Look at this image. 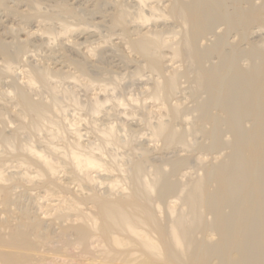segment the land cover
<instances>
[{
    "label": "bare ground",
    "instance_id": "bare-ground-1",
    "mask_svg": "<svg viewBox=\"0 0 264 264\" xmlns=\"http://www.w3.org/2000/svg\"><path fill=\"white\" fill-rule=\"evenodd\" d=\"M50 1L49 11L38 0H17L15 7L0 0V9L26 23L36 18L53 22L63 14L79 18L81 6ZM86 1L91 8L83 9L94 14L97 25L108 22V28L121 32L127 53L131 51L128 57L123 50L126 65L134 66L131 53L142 58V68L154 76L150 95L162 109L154 122L144 119L145 104L135 110L134 104L111 122L104 110L111 97L94 95L90 104L85 102L88 117L68 119L55 86L50 88L54 79L78 78L63 72V63L26 67L30 61H25L26 79L14 82L19 54L31 40L45 41L41 32L51 43L54 28L48 24L40 33L37 27L25 33L8 26L3 35L9 37L0 35V74L14 84L3 93L19 107L22 121L31 118L14 130L28 126L33 132L20 140L18 130L0 129V264H264V0ZM80 18L77 24H61L59 34L76 33L77 41L64 42L59 53L75 52L82 43L78 40L96 36ZM171 22L179 30H170ZM95 50L82 54L79 48L78 60L63 52L60 56L84 78L91 70L97 73ZM177 60L188 66L181 69ZM186 67L194 70L191 106L171 102L182 91L180 78L190 77L192 68ZM133 71L139 76L137 67ZM92 81L82 84L89 89ZM38 87L52 91L46 93L52 99L41 98L46 96L42 92L37 98ZM69 97L75 109L84 107L76 96ZM116 100L123 105V98ZM143 125L149 139L161 146L134 139ZM88 130L97 134L91 132L95 141L82 140ZM123 149L127 151L121 154ZM170 149L179 150L167 156ZM156 151H166V156L158 157ZM191 162L195 171L187 170Z\"/></svg>",
    "mask_w": 264,
    "mask_h": 264
},
{
    "label": "rangeland",
    "instance_id": "rangeland-1",
    "mask_svg": "<svg viewBox=\"0 0 264 264\" xmlns=\"http://www.w3.org/2000/svg\"><path fill=\"white\" fill-rule=\"evenodd\" d=\"M3 2H4V4H6L5 6H7V5H9V6H7V7H11L12 5H13V3H14V5H13V7H15V5H17L18 3H17V0H2ZM40 3H42V5H41V8L43 9V11H49L48 9H51V5L53 4L52 3V1H50L49 2V0L47 1V0H38ZM68 1V3H70V4H72V6L74 5V3H75V7L77 8V7H79V6H81L82 7V9L80 8L79 9V11H78V15H79V12H80V15H79V18L81 17V15H82V18H80V19H83L81 22L84 24V26L86 25V28L88 27V25H89V30H95L96 31V33L97 34H100V35H97L96 34V36H93V37H88L89 38V40H88V38H83V39H80V40H78V41H80V42H82V43H80V45H79V47L77 48V51H79V48H80V53H82V54H85V53H88V52H90V50L93 52V50H95L96 48V52L99 54V52H100V54L98 55L97 53H95L94 55H93V57L95 56V55H97V56H95L94 58L92 57V59H93V61H94V63H95V65L98 67V69L96 70L97 71V73L95 72V71H88L89 72V74L87 73L86 75H84V78H82L81 76H79L78 74V71L75 69V67L73 66V65H71L70 64V62H67V61H65L66 62V64H65V62H63L64 60H62V57L60 56V54L63 52H60L59 53V51H61V46H62V44L65 42V43H68L69 42V40H71L70 42H75V41H77V38H75L74 36H76L77 34L76 33H72L73 35L71 36V34H67V35H62L61 36V34H59L60 32H61V24L62 23H69V22H71V23H73V24H77L80 20H79V18H78V16H77V18H76V16H69V17H66L67 15H60V17L59 16H57V17H59V19L58 20H55V21H47V22H41L40 21V18L38 19V18H36V20L34 19L33 21L31 20L30 22H25V20H22L21 18H19V19H17L19 16H16V15H12V17H11V15L9 14H6V13H8V12H6V10L4 11V12H1V11H3L4 10V8H2V9H0V18H1V20H0V30L3 28L4 29V31H3V29H2V31H0V35H1V33H2V35H3V33L4 34H6V35H8L7 33H5V31H6V29L8 28V26L10 27V25H16V27L18 28H20L21 27V30H22V32H29L31 29H33V30H36V27H37V30L39 31V30H43L44 28H46L47 26H49L50 25V27H52V31L53 32H56L55 33V37H52L51 38V43H52V46H51V43L50 42H47L46 41V39L48 40V36H47V34H44V33H40V31H39V33L40 34H43L42 35V37H44L45 38V41H37V40H31V42H30V44H28V47L26 48V50L25 51H23L21 54L22 55H20L19 54V60L18 59H16L15 60V69L14 70H16V71H14L15 72V74H13L14 76H15V80H14V82H15V84H17V82H18V84L19 83H23L24 82V80L26 79L25 78V76H26V74H23V73H25V71L24 70H26V67H28L30 64L32 65H35V64H42L43 66H49L50 68H55V67H58V65H60V64H62L63 63V65H65V66H63L64 68H66L67 70L65 71V69L63 70V72H67L68 73V71H69V75H75L76 77H78V78H76V79H78V80H80V81H76V79L75 80H72L73 78H71V77H69L68 79L66 78V79H64V80H62L61 79V81L59 80L60 78H58V79H54L53 81H52V84L51 85H53V87H50V88H54V86H55V91L58 93V95H57V93H56V95H57V97L58 98H60L62 101V103L61 104H63V106H65L64 108H65V114L67 113L68 114V116H67V114L65 115L68 119H73L75 116L77 117L78 115H83V116H87L88 117V115H89V110L87 111V108H86V106H85V102H86V100H88L86 103H88V104H90V102L89 101H91L92 100V97H95L96 95H98V96H100L101 98L102 97H105V96H109V97H111V100H110V102H107L108 103V105H104L105 106V108H104V110L107 112V113H109L110 115H111V120L109 119L108 121H111V122H113V121H115V122H117V119L116 118H118V117H121V116H123V113L125 112L124 110H126V111H128V110H130L131 108H132V106H134V104H135V106L133 107L134 108V110H135V107L136 106H138L139 107V105L140 104H142V105H144L145 104V108L147 107V109H145L146 111H144V110H142L143 112H145V114H144V119H148V120H153L154 122H155V120H157V117H158V113H159V111H160V109H162V107H161V103H160V101H155L153 98H152V96L150 95V93H151V89H150V87L152 86V82H153V80H151V79H153L154 78V76H151L152 75V73L149 71V69H147V68H142V67H144L143 66V64H144V62H143V60H142V58H140L137 54H135L134 53V55L131 53V58H134V56H136L135 58H134V60H136L135 61V63H136V65H135V63H134V66L131 64V65H126V63L124 62V59L125 58H123V54L125 55V56H128V54H130V50L128 51L129 53H127V47L123 44V42H124V40H122L123 38V36L121 35V32L119 33V30L118 29H115V28H108V27H110L108 24V22H106V24L108 25H106L105 23H104V25L103 24H99V25H97L94 21H96L95 20V16H94V14H92L91 15V13L88 11V9H90L91 7H89V6H91V2L89 3V5L87 6V2L88 1H84V0H74V2H73V0H67ZM76 1H78L77 3H76ZM82 1V2H81ZM16 3V4H15ZM49 3V4H48ZM18 6V5H17ZM44 6H46V7H44ZM73 6V7H74ZM84 6V7H83ZM19 7L21 8V9H23L24 7V9H26V6L24 5V3H21V6H20V3H19ZM23 7V8H22ZM89 7V8H88ZM19 8V9H20ZM83 8H88L87 10H85V9H83ZM47 9V10H46ZM83 10H85L84 12H83ZM6 12V13H5ZM85 13V14H84ZM4 15H6V16H9L8 18L6 17V16H4ZM85 17H84V16ZM91 15V16H90ZM13 16H14V18H13ZM94 16V17H93ZM17 17V18H16ZM73 17H75V18H73ZM16 18V19H15ZM71 18V19H70ZM86 18V19H85ZM9 19H12V20H9ZM75 19V20H74ZM91 19V20H90ZM14 20V21H13ZM22 20V21H21ZM38 20V21H37ZM78 20V21H77ZM94 20V21H93ZM3 23H2V22ZM10 21V22H9ZM19 21V22H18ZM25 23H24V22ZM35 21V22H34ZM40 24H38L37 22ZM58 21V22H57ZM64 21V22H63ZM85 21V22H84ZM14 22V23H13ZM16 22V23H15ZM23 22V23H22ZM57 22V23H56ZM76 22V23H75ZM29 23V24H28ZM35 23V25L36 24H38V25H33ZM52 23V24H51ZM58 23H60V24H58ZM70 23V24H71ZM91 23V24H90ZM18 24H19V26H18ZM49 24V25H48ZM97 26H96V25ZM22 25V26H21ZM33 25V26H32ZM52 25V26H51ZM55 27H54V26ZM58 25V26H57ZM4 26V27H3ZM45 26V27H44ZM60 26V27H59ZM107 26V27H106ZM171 26V27H170ZM170 30H179V24H177L176 22H171L170 23ZM14 27V26H13ZM15 27V28H16ZM30 27V28H29ZM42 27V28H41ZM57 27V28H56ZM59 27V28H58ZM28 28V29H27ZM87 28V29H88ZM105 28V29H104ZM171 28H173V29H171ZM177 28V29H176ZM25 29V30H24ZM110 29V30H109ZM111 29H113V30H115V31H112ZM24 30V31H23ZM60 30V31H59ZM112 31V32H111ZM59 34V35H58ZM74 34H76V35H74ZM120 34V35H119ZM56 35L58 36L57 38H56ZM5 35H3V36H1V37H4ZM19 36H22V33L20 32V34H19ZM47 36V37H46ZM65 38H64V37ZM98 36V37H97ZM108 36V37H107ZM166 36H170V35H168V34H166ZM9 36H6V37H4V38H8ZM61 39H60V38ZM96 37V38H95ZM106 37V38H105ZM3 38V39H4ZM59 38V39H58ZM75 38V39H74ZM104 38V39H103ZM111 38V39H110ZM122 38V39H121ZM65 39V40H64ZM72 39H73V41H72ZM95 39H97L96 41H95ZM54 40V41H53ZM84 40H86V41H84ZM94 40V41H93ZM68 41V42H67ZM84 41V42H83ZM117 41V42H116ZM120 43H119V42ZM38 44L39 42H40V44H36V43ZM44 42H46L47 43V46H45L46 45V43L44 44ZM55 44H54V43ZM58 42L60 43L59 45H58ZM69 42V43H70ZM91 42H93L92 44H90ZM105 42V43H104ZM107 42H110V43H107ZM113 44H112V43ZM104 43V44H103ZM120 45V47L118 46V44ZM114 44L116 45L117 44V46L118 47H115L114 46ZM42 45V46H41ZM44 45V46H43ZM49 45V46H48ZM58 45V46H57ZM89 45V46H88ZM101 45V46H100ZM109 45V46H108ZM55 46V47H54ZM58 48H57V47ZM96 46H98V47H96ZM46 47H49V48H46ZM54 47V48H53ZM100 47V48H99ZM116 49H115V48ZM125 47V48H124ZM32 48V49H31ZM43 48V49H42ZM89 48H90V50H89ZM127 48V49H126ZM54 49V50H53ZM99 49H102V52H101V50H99ZM112 49V50H111ZM29 50V51H28ZM83 50H85V51H83ZM117 50V51H116ZM123 50H124V53H123ZM41 51V52H40ZM77 51H68L67 50V52H65V53H67L66 55V57H68V58H70V60H78V59H80L81 58V55L82 54H80L79 52H77ZM99 51V52H98ZM107 51V52H106ZM120 51V52H119ZM84 52V53H83ZM117 52V53H116ZM31 53H32V55H31ZM51 53V54H50ZM64 53V52H63ZM64 53V54H65ZM123 53V54H122ZM26 54V55H25ZM36 54H37V56H36ZM43 54H45V55H43ZM73 54H74V56H73ZM77 54H80V55H77ZM27 55H29L30 56V59H29V57L27 56ZM48 55V56H47ZM55 55V56H54ZM26 56V57H25ZM33 56H35L34 58H32ZM99 56H101V59H100V57ZM124 56V57H125ZM137 56H138V58H137ZM44 57V58H43ZM52 57V58H51ZM61 57V58H60ZM74 57V58H73ZM104 57H107V58H104ZM109 57V58H108ZM121 57V58H120ZM129 57V56H128ZM25 58V59H24ZM37 58V59H36ZM110 58H112V59H110ZM1 59V58H0ZM27 59V60H26ZM29 59V60H28ZM34 59V60H33ZM38 59H39V61H38ZM51 61H50V60ZM98 61H97V60ZM18 60V61H17ZM32 60V61H31ZM37 60V61H36ZM46 60V61H45ZM102 60V61H101ZM25 61H27V62H29V63H27L26 64V67H24L25 66ZM41 61H42V63H41ZM45 63H44V62ZM177 61H179V60H177ZM176 61V65H180L181 64V66L183 67H181V69H185L184 67H185V65H187L188 66V64H186V61L185 60H180L179 62H177ZM185 61V62H184ZM25 62V63H24ZM33 62V63H32ZM35 62V63H34ZM50 62V63H49ZM59 62H61V63H59ZM169 62V61H168ZM167 62V64H171L170 62H174V61H170L169 63ZM184 62V63H183ZM23 63V64H22ZM59 63V64H58ZM100 63V64H99ZM103 63V64H102ZM125 63V64H124ZM141 63V64H140ZM46 64V65H45ZM123 64H124V66H123ZM0 65H2V61H0ZM24 65V66H23ZM120 65V66H119ZM126 65V66H125ZM138 65V66H137ZM140 65V66H139ZM24 68H23V67ZM123 66V67H122ZM127 66H129L128 68H127ZM132 66V67H131ZM74 67V68H73ZM115 67V68H114ZM138 68V73H139V76L137 75V76H134V75H132V73H134V71L133 70H135V68ZM0 68H1V66H0ZM24 69V70H22V69ZM101 68H103V70L101 69ZM113 68V69H112ZM127 68V69H126ZM130 68V69H129ZM187 68V67H186ZM190 68H192V69H190ZM188 67L187 69H190V77L188 78V76H186V77H183V78H180V80H181V85H183V88L181 87V89L180 90H182V91H179L174 97H173V99H172V101L171 102H174V101H178V100H180L179 102L181 103V104H184V105H187V106H191V105H193V96L191 95V91H192V85H194L193 84V81H192V75H193V67ZM101 69V70H100ZM131 70V71H130ZM22 71H23V73H22ZM75 72V74H74V72ZM77 71V72H76ZM192 71V72H191ZM96 74H95V73ZM104 72V73H103ZM107 72V73H106ZM130 72H132V73H130ZM78 73V74H77ZM94 74L95 76H97V77H95L94 75V77L95 78H93V76H92V74ZM148 73V74H147ZM191 73H192V75H191ZM91 74V75H90ZM100 74V76H98ZM141 74V75H140ZM5 75V74H4ZM3 74L1 75L0 74V127H2V125H3V127L2 128H0V129H4L5 131H7V132H11L12 131V133L14 132L15 133V131H17V130H14L15 128H19L20 127V125L22 124V123H27L26 122V120L28 121V123H29V120L31 119L30 117H26V119L24 118V122L22 121V119H20V117H18L19 115H20V109H18L19 107L17 106L16 107V105L14 104L15 102H14V100H8V97H6V93L5 92H7L6 90H9L12 86H13V84L14 83H12V85L9 83V82H11V79L7 76V75H5L4 76ZM18 75V76H17ZM23 75V76H22ZM78 75V76H77ZM115 75V76H114ZM117 75V76H116ZM130 77H129V76ZM143 75V76H142ZM9 78H7V77ZM88 76H91V77H88ZM110 76V77H109ZM147 76V77H146ZM5 77V78H4ZM25 79H24V78ZM86 77V78H85ZM104 77V78H103ZM109 79H108V78ZM113 77V78H112ZM150 78V80H149V78ZM20 78V79H19ZM89 78H91L92 80H95V81H92V85H90L88 88L89 89H86V87H84V84H82V83H88V81L89 80H91V79H89ZM98 78V79H97ZM135 78V79H134ZM185 78V79H184ZM3 79V80H2ZM18 79V80H17ZM82 79H83V81H85L84 79H88L87 81H85V82H83L82 81ZM97 79V80H96ZM116 79H118V80H116ZM191 79V80H190ZM60 82H59V81ZM67 80V81H66ZM5 81V82H4ZM20 81V82H19ZM55 81H56V83H55ZM110 81H112V82H110ZM152 81V82H151ZM142 82V83H141ZM145 82V83H144ZM148 82H150V83H148ZM5 83H7V84H5ZM8 83H9V85H8ZM57 84V85H55V84ZM75 83V84H74ZM77 83V84H76ZM103 83V84H102ZM118 83V84H117ZM106 84V85H105ZM188 84V85H187ZM8 85V86H7ZM11 85V86H10ZM78 85V86H77ZM143 85H145V86H143ZM149 87H148V86ZM180 85V86H181ZM7 86V87H6ZM64 86V87H63ZM101 86V87H100ZM103 86H106L107 87V91L108 92H106V91H102V87ZM116 86H118V87H116ZM140 86V87H139ZM187 86V87H186ZM191 86V87H190ZM62 87V88H61ZM82 87V88H81ZM99 87L101 88V89H99ZM109 87V88H108ZM112 87V88H111ZM146 87V88H145ZM147 87H148V90H147ZM190 87V88H189ZM8 88V89H7ZM39 88V87H38ZM113 88H115L114 90H113ZM126 88V89H125ZM143 88H144V90H143ZM152 88V87H151ZM186 90H185V89ZM58 89V90H57ZM63 89V90H62ZM67 89V90H66ZM81 89V90H80ZM86 89V90H85ZM95 89V90H94ZM110 89V90H109ZM112 89V90H111ZM117 89V90H116ZM132 89V90H131ZM185 91H184V90ZM190 89V90H189ZM38 90H40L39 92H38V96H37V98L39 97L40 98V96L42 95V93L45 95L46 93H49V94H52V91H49V89H48V91H46V90H44V88H43V90H42V88H39ZM54 90V89H53ZM69 90H70V92H71V95H70V92H69ZM150 90V91H149ZM3 91H5L4 93H3ZM59 91V92H58ZM63 92V94H64V91H68V95L65 93L64 95L62 94V92ZM101 91V92H100ZM122 91V92H121ZM148 93H147V92ZM42 92V93H41ZM4 94V96H3V94ZM184 93V94H183ZM189 93H190V95H189ZM49 94H46V96H41V98H44V99H46L47 97H50L51 96V98L50 99H52V95H49ZM133 94V95H132ZM88 95H90V96H88ZM95 95V96H94ZM186 95V96H185ZM60 96V97H59ZM64 96V97H63ZM69 96H73V97H75L76 96V100H78V102H81L80 104L82 105V104H84V107H82V108H77L76 107V109H75V106L71 103V100H70V97ZM148 96L151 98V100L148 98ZM6 98V99H4V98ZM113 97H115V98H113ZM182 97V98H181ZM35 98H36V96H35ZM65 98V99H64ZM121 99L122 100V98H123V105H118V103H116L117 102V100L116 99ZM2 99V100H1ZM47 99H49V98H47ZM49 99V100H50ZM126 99V100H125ZM133 99H135V100H137V101H133V103H132V100ZM141 99V100H140ZM147 99V100H146ZM48 100V101H49ZM186 100V101H185ZM4 101V102H3ZM6 101V102H5ZM7 101H8V103H9V105H8V103H7ZM116 101V102H115ZM184 101V102H183ZM12 102V103H11ZM70 102V103H69ZM130 102V103H129ZM183 102V103H182ZM6 103V104H5ZM106 103V104H107ZM12 104V105H11ZM15 106H14V105ZM69 104H70V106H69ZM88 104H86V105H88ZM116 104V105H115ZM152 104H154V105H152ZM3 105V106H2ZM4 105H6L5 107H4ZM14 106V107H11V106ZM112 105V106H111ZM129 105V107H126V106H128ZM107 106V107H106ZM118 106V107H117ZM141 106V105H140ZM153 106V107H152ZM163 106V105H162ZM3 107V108H2ZM88 108H90V106L88 105L87 106ZM131 107V108H130ZM11 110V112H10V110ZM110 108V109H109ZM115 108V109H114ZM128 110H127V109ZM130 108V109H129ZM4 109H5V111H4ZM14 109V110H13ZM83 111H82V110ZM121 109V110H120ZM140 109H143V108H140ZM138 110V109H136V111L138 110V112L140 111V113L142 112L141 110ZM17 111V113H16V111ZM80 110L82 111V112H80ZM108 110V111H107ZM110 110V111H109ZM116 110V111H115ZM3 111V112H2ZM13 111H15V112H13ZM20 111V112H19ZM85 111H87V113L85 112ZM105 111H103V113L101 114V115H103L104 113H105ZM124 111V112H123ZM8 112V113H7ZM10 112V113H9ZM19 112V113H18ZM77 112V113H76ZM81 114H80V113ZM116 112H119V113H117V115H116V117H115V119L113 118V114H115ZM123 112V113H122ZM147 112H151V116H150V114L148 115V114H146ZM86 114V115H84V114ZM3 114V115H2ZM12 114V115H11ZM17 114V115H16ZM73 114V115H72ZM76 114V115H75ZM120 114H122V115H119ZM14 115V116H13ZM140 115V114H139ZM148 116V117H146V116ZM191 115L192 114H190L189 113V117H191ZM74 116V117H73ZM149 117H151L150 119H149ZM155 118V119H154ZM20 119V120H19ZM7 121V122H6ZM107 121V120H106ZM105 121V123H107ZM152 121V122H153ZM11 122H13V123H11ZM114 122V123H115ZM28 123H27V125H28ZM102 123H104L103 122V120H102ZM178 124H177V126H182V125H179V122H177ZM12 124V125H11ZM81 124V123H80ZM180 124H182V123H180ZM16 125V126H15ZM23 125V124H22ZM26 125V126H27ZM5 126V127H4ZM6 127L9 129V130H6ZM10 127H14L13 128V130H12V128H10ZM82 129L84 128V126L83 127H81ZM145 128L146 127H144V125H143V127H142V129H140V133L138 132L137 133V135H135L134 136V139H139V138H141L140 139V141H144V140H147L146 141V143H145V141H144V145H153L154 144V146L155 145H159V146H161V142L160 141H151L150 139H149V134H148V132H149V130H148V128H146V130H145ZM31 129V128H30ZM29 128H28V126H27V128H26V130L24 131V130H22V129H19L18 130V135H19V139L20 140H25V139H27V138H29V134H30V130ZM81 129V134H83V130ZM21 130V131H20ZM28 130V131H27ZM85 130V129H84ZM87 130V129H86ZM85 130V131H86ZM141 130H143L142 132H141ZM27 131V133H24V132H26ZM88 131H90V130H88ZM31 132H33L32 131V129H31ZM91 132L92 131H90V133L89 132H85L84 133V136H83V141H85L86 139V141L85 142H87L89 139H91V138H93V135L95 136V135H97V134H94V132H92L93 133V135L91 134ZM144 132H145V134H144ZM22 133V134H21ZM26 134V135H25ZM86 134H87V136H86ZM90 134V136H88ZM148 134V137L147 136H145V135H147ZM199 136V137H198ZM85 137H88V138H85ZM96 137V136H95ZM94 137V138H95ZM137 137H139V138H137ZM144 137H146V138H148V139H143ZM93 138V139H94ZM98 138V137H97ZM196 138H197V140L199 141H201L202 139H201V136L199 135V134H197L196 135ZM95 140H96V138H95ZM95 140H92L91 139V141H95ZM90 141V140H89ZM149 141H151V142H149ZM158 142H160V143H158ZM150 143V144H149ZM158 143V144H157ZM122 149V148H121ZM177 150H179V149H173L172 151H171V149L170 150H168V151H171V152H168L167 151V154H166V151H165V153H164V151L162 152V155L163 156H168L169 154L171 155V154H173L172 152H174L175 153V151H177ZM127 150L125 149H123V150H121V154L122 153H125ZM117 152H119V154H120V150L119 151H117ZM156 153H157V156L159 157V155L158 154H160V152L158 151H156ZM156 153H155V155L154 156H156ZM166 154V155H165ZM208 154V153H207ZM161 154H160V157L162 156ZM208 156H209V154H208ZM207 156V157H208ZM15 163H12V165H14ZM189 166H191V168L189 167ZM192 166H194V167H192ZM187 167H189V168H187V170L188 171H192V170H196L195 168H196V166H195V164L193 163V162H191L190 163V165H188ZM193 168V169H192ZM12 170H15V169H12ZM29 202H31V200L29 201Z\"/></svg>",
    "mask_w": 264,
    "mask_h": 264
}]
</instances>
